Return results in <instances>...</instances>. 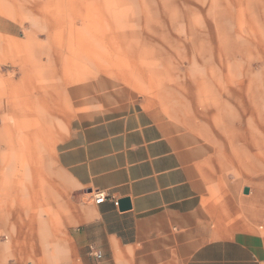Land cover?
Here are the masks:
<instances>
[{
  "label": "rangeland",
  "instance_id": "obj_1",
  "mask_svg": "<svg viewBox=\"0 0 264 264\" xmlns=\"http://www.w3.org/2000/svg\"><path fill=\"white\" fill-rule=\"evenodd\" d=\"M86 97L140 103L189 135L204 152L206 204L241 207L234 195L263 172L264 0H0V255L9 263L47 264L31 255L40 231L53 248L77 223L53 214L62 196L76 203L55 145Z\"/></svg>",
  "mask_w": 264,
  "mask_h": 264
},
{
  "label": "crops",
  "instance_id": "obj_2",
  "mask_svg": "<svg viewBox=\"0 0 264 264\" xmlns=\"http://www.w3.org/2000/svg\"><path fill=\"white\" fill-rule=\"evenodd\" d=\"M52 89L56 108L63 89ZM80 106L84 108L55 145L61 183L76 203L73 207L62 196L53 212L64 220L73 216L77 223L53 239L68 240L53 248L46 241L52 239L40 231V252L31 254L35 260L264 264V159L262 174L241 189V197L234 195L241 207L232 208L231 200L226 210L216 202L207 205L204 152L189 135L173 131L140 103L121 106L86 97ZM36 109L42 113L40 122H45L50 106L41 103ZM22 192L25 195V174ZM97 192L106 196L99 205L93 200ZM113 199H129L130 209L121 212ZM90 248L102 259L91 256ZM8 256L0 255L6 262L0 264H23L9 263Z\"/></svg>",
  "mask_w": 264,
  "mask_h": 264
},
{
  "label": "built area",
  "instance_id": "obj_3",
  "mask_svg": "<svg viewBox=\"0 0 264 264\" xmlns=\"http://www.w3.org/2000/svg\"><path fill=\"white\" fill-rule=\"evenodd\" d=\"M105 199H106V196L102 192H97L93 197L94 203L97 205L102 204L105 201ZM113 201H114L115 205L118 204V202H116V200L113 199ZM90 254H91V256L96 258L97 260L102 259V254L98 251H95L93 248H90Z\"/></svg>",
  "mask_w": 264,
  "mask_h": 264
},
{
  "label": "water",
  "instance_id": "obj_4",
  "mask_svg": "<svg viewBox=\"0 0 264 264\" xmlns=\"http://www.w3.org/2000/svg\"><path fill=\"white\" fill-rule=\"evenodd\" d=\"M244 194L248 193V189L243 190ZM131 207L129 199H122L118 201V208L121 212L129 210Z\"/></svg>",
  "mask_w": 264,
  "mask_h": 264
},
{
  "label": "bare ground",
  "instance_id": "obj_5",
  "mask_svg": "<svg viewBox=\"0 0 264 264\" xmlns=\"http://www.w3.org/2000/svg\"><path fill=\"white\" fill-rule=\"evenodd\" d=\"M57 91V90H56ZM58 92V91H57ZM56 93V92H55ZM57 95H58V93H57Z\"/></svg>",
  "mask_w": 264,
  "mask_h": 264
}]
</instances>
